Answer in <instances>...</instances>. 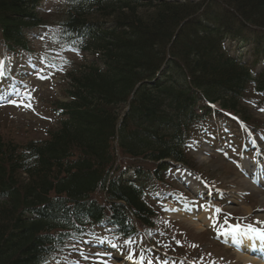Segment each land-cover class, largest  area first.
I'll return each instance as SVG.
<instances>
[{"label": "trees", "instance_id": "1", "mask_svg": "<svg viewBox=\"0 0 264 264\" xmlns=\"http://www.w3.org/2000/svg\"><path fill=\"white\" fill-rule=\"evenodd\" d=\"M41 1L0 0L9 51L28 50ZM61 27L91 60L66 75L70 101L46 140L0 137V264H44L106 222L123 237L153 229L146 189L174 163L194 168L185 143L206 103L241 117L248 92L264 104V0H68ZM226 40L254 45L251 61ZM117 153L139 164L120 170Z\"/></svg>", "mask_w": 264, "mask_h": 264}, {"label": "rangeland", "instance_id": "2", "mask_svg": "<svg viewBox=\"0 0 264 264\" xmlns=\"http://www.w3.org/2000/svg\"><path fill=\"white\" fill-rule=\"evenodd\" d=\"M67 6L68 0L41 1L37 10L39 23L26 32L28 51L13 53L0 39V71L4 73L0 75V94L9 92L0 98L1 139L18 144L42 142L60 127L59 102L70 100L66 75L91 57L73 50L61 38ZM225 44L243 61H251L254 45L227 40ZM261 68L264 61L255 71ZM10 100H23L31 107H17ZM262 103L252 92L240 102L251 123L247 125L254 124L257 135H250L239 123L221 114L208 123L206 131L188 140L186 148L194 168H187L186 173L171 168L163 184L152 182L155 190L147 192L145 199L154 212L155 227L147 230L138 226L140 235L148 241L139 236L113 238L111 228L99 229V239L69 243L49 259V264H141V257L143 264H241L237 250L227 242L225 230L237 224L264 228L262 223L256 224L264 214V188L244 177L238 164L240 155L255 157L258 149H264ZM137 164L139 160L116 154L115 166L120 170ZM144 169L151 170L150 166ZM92 197L100 199L99 194ZM211 220L216 222L211 225ZM129 253L133 255L131 260L127 258ZM215 258L223 261L217 263Z\"/></svg>", "mask_w": 264, "mask_h": 264}, {"label": "bare ground", "instance_id": "3", "mask_svg": "<svg viewBox=\"0 0 264 264\" xmlns=\"http://www.w3.org/2000/svg\"><path fill=\"white\" fill-rule=\"evenodd\" d=\"M187 213L188 215H190L188 216V219L191 220V216L193 215L190 212ZM262 216L263 217L261 218L264 222V214ZM200 217L198 216V220L200 219ZM229 240L237 246L239 252L237 258H240V260H242L241 264H264V255H260V253L264 254V243H259L257 241H251L246 238L233 236H230ZM214 260L218 263H221L223 261L221 258H215Z\"/></svg>", "mask_w": 264, "mask_h": 264}, {"label": "snow or ice", "instance_id": "4", "mask_svg": "<svg viewBox=\"0 0 264 264\" xmlns=\"http://www.w3.org/2000/svg\"><path fill=\"white\" fill-rule=\"evenodd\" d=\"M3 67L2 62H0V68ZM4 73L2 71H0V75H3ZM10 103L14 104L15 106L19 107V106H24V107H31L30 104H26L24 103V101H20L17 102L15 100H10ZM217 212L220 211V209L216 210ZM264 223L262 221H256V224H261ZM225 234L231 235L233 237H242V238H246L248 240L251 241H257L259 243H264V228L262 227H257L253 224H248L246 226H241L239 224L234 225L232 227H230L229 229L225 230ZM125 243H129V241H126ZM192 247H196V245H192ZM127 258L129 260H131L133 258V255L131 253L128 254ZM143 260L144 258L141 257L140 261L141 264H143ZM149 264H151V262H149ZM212 264H215V262H212Z\"/></svg>", "mask_w": 264, "mask_h": 264}]
</instances>
